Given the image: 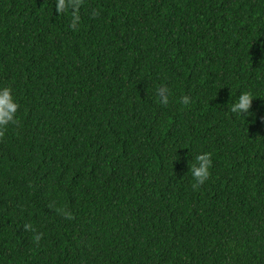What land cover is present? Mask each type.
<instances>
[{
  "label": "trees",
  "instance_id": "obj_1",
  "mask_svg": "<svg viewBox=\"0 0 264 264\" xmlns=\"http://www.w3.org/2000/svg\"><path fill=\"white\" fill-rule=\"evenodd\" d=\"M77 14L0 0V87L19 104L0 129V264H264V0ZM242 91L249 114L230 111Z\"/></svg>",
  "mask_w": 264,
  "mask_h": 264
},
{
  "label": "clouds",
  "instance_id": "obj_2",
  "mask_svg": "<svg viewBox=\"0 0 264 264\" xmlns=\"http://www.w3.org/2000/svg\"><path fill=\"white\" fill-rule=\"evenodd\" d=\"M54 8L56 14L68 13L71 14L70 26L75 28L79 22V16L77 9L79 8V0H54ZM164 95L160 98V103L168 104V89L163 88ZM251 93L248 91H242L237 96L234 103L230 107V111L237 114H249L252 102ZM181 102L188 103L187 97H181ZM19 104L14 95L11 87H0V129H4L9 125L17 123V112ZM211 167V154L208 152L198 153L195 156H191V159L187 163V169L191 173L194 180V186L203 184L208 180L210 176ZM67 218H71L70 214L65 213ZM26 229L31 228L30 225H25ZM35 231L34 229H32ZM41 238L39 233L34 236L35 241H39Z\"/></svg>",
  "mask_w": 264,
  "mask_h": 264
}]
</instances>
